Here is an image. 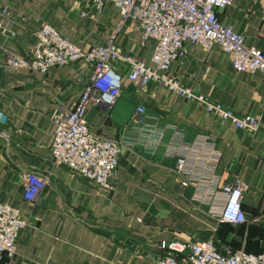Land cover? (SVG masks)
I'll return each mask as SVG.
<instances>
[{
	"label": "crops",
	"instance_id": "crops-1",
	"mask_svg": "<svg viewBox=\"0 0 264 264\" xmlns=\"http://www.w3.org/2000/svg\"><path fill=\"white\" fill-rule=\"evenodd\" d=\"M4 9L12 34L0 33V112L10 140L0 137V202L18 208L28 227L17 257L0 264H158L167 254L163 242L175 240L214 239L224 254L264 251V74L236 72L219 46L205 53L191 43L172 67V75L196 94L238 117L258 118L256 133L154 84L126 83L113 107L90 105L85 118L91 132L136 143L122 148L113 189H100L51 156L54 117L75 108L91 67L78 62L42 74L11 68L7 55L31 57L47 24L84 51L104 46L117 31L119 11L108 6L94 15L90 0H0V24ZM219 18L264 54V0H234ZM141 33L139 23L129 20L116 41L122 51L148 61L155 42L142 46ZM139 106L155 118L148 122L160 130L157 142L154 135L141 143V133L130 127ZM175 148L187 155L184 175L177 172ZM27 171L47 178L33 203L24 200ZM235 179L246 185L248 222L239 226L219 219L223 188Z\"/></svg>",
	"mask_w": 264,
	"mask_h": 264
},
{
	"label": "built area",
	"instance_id": "built-area-1",
	"mask_svg": "<svg viewBox=\"0 0 264 264\" xmlns=\"http://www.w3.org/2000/svg\"><path fill=\"white\" fill-rule=\"evenodd\" d=\"M234 0H90L94 15H101L108 6L115 7L121 16L117 31L104 46L82 50L71 38L52 25H45L37 33L35 51L29 58L7 55L8 65L15 70H30L47 74L52 68H65L78 62L91 67V81L72 111L62 110L53 120L54 132L51 156L57 166H65L100 189L112 190L110 179L120 164L122 148L134 146L135 140L103 138L90 131L86 112L90 105L113 107L122 95L126 83L136 86L154 84L165 88L184 100L191 101L207 113L232 123L237 129L256 133L260 120L254 116L238 117L222 103L212 102L204 95L183 86L173 75L172 67L186 55V44L199 46L209 53L215 46L231 58L236 72L264 74V54L256 47L247 46L245 38L233 25L221 23L219 14L232 6ZM0 33L11 35L7 9L2 12ZM141 28V45L153 40L155 47L148 61L133 52L126 53L117 45V35L129 21ZM155 121L146 108L137 107L130 127L141 133V143L155 135L161 136ZM7 118L0 112V137L10 140L5 131ZM158 133V134H157ZM175 148L176 169L185 173L187 155ZM24 200L36 202L45 189L47 178L36 171L23 175ZM190 181H184L185 187ZM246 185L239 179L223 188L224 203L219 214L223 223L234 226L248 222L243 209ZM28 227L18 208L0 202V262L13 260L18 255L20 234ZM167 254L158 264H264L260 254L237 250L224 254L214 239L199 243L186 241L163 242Z\"/></svg>",
	"mask_w": 264,
	"mask_h": 264
},
{
	"label": "trees",
	"instance_id": "trees-1",
	"mask_svg": "<svg viewBox=\"0 0 264 264\" xmlns=\"http://www.w3.org/2000/svg\"><path fill=\"white\" fill-rule=\"evenodd\" d=\"M262 252H264V251H262ZM262 252H259V253H262Z\"/></svg>",
	"mask_w": 264,
	"mask_h": 264
},
{
	"label": "rangeland",
	"instance_id": "rangeland-1",
	"mask_svg": "<svg viewBox=\"0 0 264 264\" xmlns=\"http://www.w3.org/2000/svg\"><path fill=\"white\" fill-rule=\"evenodd\" d=\"M218 248V247H217ZM219 250V249H218ZM220 251V250H219Z\"/></svg>",
	"mask_w": 264,
	"mask_h": 264
}]
</instances>
